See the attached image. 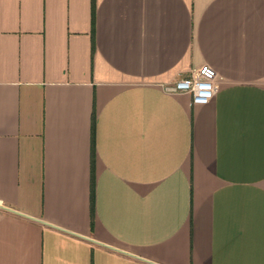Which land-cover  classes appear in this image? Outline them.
<instances>
[{
  "label": "crops",
  "instance_id": "1",
  "mask_svg": "<svg viewBox=\"0 0 264 264\" xmlns=\"http://www.w3.org/2000/svg\"><path fill=\"white\" fill-rule=\"evenodd\" d=\"M0 264H264V0H0Z\"/></svg>",
  "mask_w": 264,
  "mask_h": 264
},
{
  "label": "built area",
  "instance_id": "2",
  "mask_svg": "<svg viewBox=\"0 0 264 264\" xmlns=\"http://www.w3.org/2000/svg\"><path fill=\"white\" fill-rule=\"evenodd\" d=\"M214 73L207 67L164 87L168 94H187L196 103L209 101L214 93Z\"/></svg>",
  "mask_w": 264,
  "mask_h": 264
}]
</instances>
